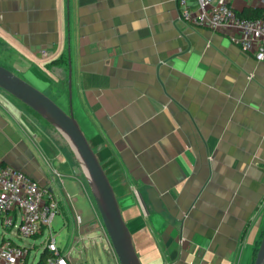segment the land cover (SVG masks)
Returning <instances> with one entry per match:
<instances>
[{"label": "crops", "instance_id": "0c3cea01", "mask_svg": "<svg viewBox=\"0 0 264 264\" xmlns=\"http://www.w3.org/2000/svg\"><path fill=\"white\" fill-rule=\"evenodd\" d=\"M233 34L186 23L177 0H0V65L73 112L141 264L255 262L264 63ZM0 160L58 199L74 264H119L85 170L1 89Z\"/></svg>", "mask_w": 264, "mask_h": 264}, {"label": "built area", "instance_id": "2783aa9c", "mask_svg": "<svg viewBox=\"0 0 264 264\" xmlns=\"http://www.w3.org/2000/svg\"><path fill=\"white\" fill-rule=\"evenodd\" d=\"M235 0H177L181 18L195 27L234 32L241 49L264 63V17L245 18ZM264 3V0H260ZM237 9V10H236ZM46 56V52L42 53ZM59 201L31 176L0 160V264H27L30 249L16 240L42 236L49 257L44 264H74L72 252L63 254L53 231ZM81 223V216H77ZM43 251V252H44Z\"/></svg>", "mask_w": 264, "mask_h": 264}, {"label": "water", "instance_id": "95a60500", "mask_svg": "<svg viewBox=\"0 0 264 264\" xmlns=\"http://www.w3.org/2000/svg\"><path fill=\"white\" fill-rule=\"evenodd\" d=\"M0 89L44 118L67 138L88 176L106 234L119 264H141L109 177L73 112H66L45 93L2 65ZM254 264H264V235Z\"/></svg>", "mask_w": 264, "mask_h": 264}, {"label": "rangeland", "instance_id": "374dc122", "mask_svg": "<svg viewBox=\"0 0 264 264\" xmlns=\"http://www.w3.org/2000/svg\"><path fill=\"white\" fill-rule=\"evenodd\" d=\"M21 108L24 111H26V109H24L23 107H21ZM30 116L33 119L35 118L33 114H30ZM40 125L43 126V124H40ZM48 126L49 125H44L43 127L45 128L46 131H48V133L50 135H52L54 137L55 142L62 149H65V150L68 149V150L71 151L73 162L76 163V164L78 163L79 167H81L83 169L82 165L80 164L79 160L77 159L76 153H75L72 145L69 143L67 138L56 127H54L52 125L50 127H48ZM76 171L80 172L79 169L76 170ZM98 217H99V220L102 222L101 216H98ZM65 229H66V232H63V230H65ZM53 230L56 231L57 244L61 248L63 254H69L70 252H72L71 257L74 259V261H75V258L77 256L79 257V259L82 258L83 256L85 258L86 255H82V256L78 255L79 249H82V247L80 245H78V243H79L78 234H77L76 230L75 231L72 230V222H70V224H69V226L67 228H64V227L61 228L59 226V224L57 223V221H54ZM46 236L47 235L45 233L42 236H39V237H36V238H31V239H28V240H25V241H22V240H19V239L16 240L19 244L24 245V246H26V247H28L30 249V255L28 257L27 264H38L39 263V261L41 259V255H42V253L44 251V240L46 239ZM73 250H74V252H73ZM83 252H85V249H83ZM95 258L97 259V257H95Z\"/></svg>", "mask_w": 264, "mask_h": 264}, {"label": "trees", "instance_id": "16d2710c", "mask_svg": "<svg viewBox=\"0 0 264 264\" xmlns=\"http://www.w3.org/2000/svg\"><path fill=\"white\" fill-rule=\"evenodd\" d=\"M241 17H245V18H249V19H253V18H263V12L259 11V10H255L253 8H249L244 10L243 12L239 13ZM9 95V94H8ZM10 96V95H9ZM19 106L23 107L24 109H26L27 113L33 114L34 115V120L38 121L40 124L44 125H49L48 127L51 126L50 123H48L44 118L40 117L37 113H35L33 110H31L30 108H28L27 106H25L24 104L20 103L18 100H16L15 98H13L12 96H10ZM37 122V123H38ZM49 253L47 251H44L41 255V259L39 261L38 264H44L46 259L49 257Z\"/></svg>", "mask_w": 264, "mask_h": 264}]
</instances>
